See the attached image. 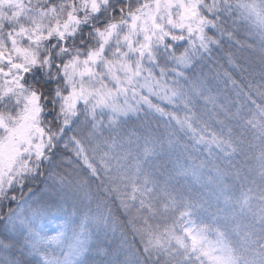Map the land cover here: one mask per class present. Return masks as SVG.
<instances>
[{"label": "snow or ice", "instance_id": "snow-or-ice-1", "mask_svg": "<svg viewBox=\"0 0 264 264\" xmlns=\"http://www.w3.org/2000/svg\"><path fill=\"white\" fill-rule=\"evenodd\" d=\"M252 17L264 32V11L244 0L235 7L230 0H0V205L15 203L16 191H31L30 180L61 147L82 153L75 134V147L62 141L84 124L88 138L101 136L103 155L126 168L133 203L121 204L142 221L134 228L142 247L130 249L128 264H257L244 259L248 250L264 264V149L259 195L242 183L245 132L256 129L264 140V108L259 117L245 116L203 71L205 58L217 52L233 71L240 67L239 34ZM213 79L235 85L228 72L217 71ZM98 112L117 130L111 138L103 137ZM131 116L158 124V136L141 146L145 161L164 149L176 156L159 176L139 157L120 164L136 135L124 133L125 140L121 134ZM205 173L208 183H202ZM7 220L23 226L25 243L42 264H76L41 252L59 236L41 238L11 207ZM0 237V248L13 246ZM87 250L84 241L73 246L77 257Z\"/></svg>", "mask_w": 264, "mask_h": 264}, {"label": "trees", "instance_id": "trees-1", "mask_svg": "<svg viewBox=\"0 0 264 264\" xmlns=\"http://www.w3.org/2000/svg\"><path fill=\"white\" fill-rule=\"evenodd\" d=\"M239 2L240 0H230L234 7ZM244 2L254 4L258 8L264 5V0H244ZM239 35L244 44L240 67L233 71L229 65L220 59V53L217 52L213 53L211 61L205 58L204 63L207 67L203 71L213 86H218L230 98L235 107L242 110L245 116L249 118L259 117V109L264 108V34L258 33V28L249 22L242 27ZM217 71L221 73V76L224 72H228L235 81V85L232 83L225 85L223 79L217 84V81L213 79ZM169 83H171V77H169ZM48 111L51 109H46V114ZM141 117H143V113H141ZM97 118L104 122L101 129L103 137L111 138L117 130L108 125L107 115L98 112ZM49 122L51 121L45 122L46 127ZM52 126H55L54 123ZM157 129V122L151 118L138 119L136 116H131L121 130V134L125 140L128 137L124 133L135 131L136 135L132 137L133 143L130 146L127 161L121 160L120 164L132 165L139 157L144 169L153 172L156 176H159L165 168L171 167V162L176 160V156L167 154L166 149L158 157L153 156L146 161L143 159L141 146H143L145 139H155L158 136ZM88 131L90 128L87 125L77 124L73 126L64 136L62 143H68L69 149L75 147L70 139L75 134L81 139V146L84 151L80 153L79 148H77L75 152H72L61 147L53 163L42 166V175L30 180L31 191L26 188L12 194L21 200L30 197L32 202L35 201L34 208L41 209L40 216L36 217V222L38 221L36 229L39 226L46 230L48 226H51L56 229L60 236L63 233L65 242L77 239L86 243L88 250L80 256L78 264H128L130 249L141 247L138 240L139 235L134 231V228L141 227L142 221L136 219L134 209H127L125 213H121L115 198L119 194L121 200L129 199L128 194H130L131 188L128 186L126 168H117L115 159L109 160L108 157H105L103 152L107 149L101 136L98 135L95 140L90 139L88 138ZM137 138H139V145L135 142ZM245 139L248 167L245 168L247 176L242 181L243 190L251 188L250 195H259L262 190L259 176L257 177L258 180L253 181V178L259 170L258 157L261 150L264 149V140L253 128L246 130ZM98 141L101 144L99 148L97 147ZM125 147L126 149L129 148L127 144ZM89 164L92 165L95 172L88 167ZM75 176L87 185L84 188L86 189L85 193H87L85 200H77L69 204L61 203V192L55 191V186L60 185L64 188L63 185L67 184L66 186L72 187L73 182L70 178H75ZM208 182V173H205V179L202 183ZM240 184V181L232 183V190L236 195H239L242 190ZM65 190L68 192L67 189ZM205 192L207 194L208 189H205ZM255 201L258 200L253 199V205L257 203ZM17 204V201L11 205L7 200L4 201L0 205V216L5 218L6 214L8 215L9 207L17 208ZM212 210H215L214 206ZM3 221L4 219L0 220V233L3 234V237L11 239L13 246L10 249L0 248V264H42L41 257L33 252L21 235L8 233L2 227ZM38 231L37 229L35 232ZM42 232L44 234V230ZM42 232L39 233L40 237L43 236ZM252 247L255 248V246ZM41 252L47 256H53L55 253L53 249L44 245H41ZM242 254L244 259L249 262L255 259L258 264L260 260V257L253 250L243 251ZM65 257L66 255L64 259Z\"/></svg>", "mask_w": 264, "mask_h": 264}, {"label": "rangeland", "instance_id": "rangeland-1", "mask_svg": "<svg viewBox=\"0 0 264 264\" xmlns=\"http://www.w3.org/2000/svg\"><path fill=\"white\" fill-rule=\"evenodd\" d=\"M256 8H257L258 11H264V5H262L260 8H258V7H256ZM250 22H251V24H254V26L256 28H258V33L264 34V32H262V30L257 25L255 17H252L250 19ZM69 176H72V175H69ZM257 177H258V175L255 173L253 181L258 180ZM78 178L79 177H77V176H75V178H70L71 181L73 182L72 183V187L66 186L67 184L63 185L64 188H62L60 185L59 186H55L56 188L54 190L59 192V193L61 192V203L69 204V203H72V202L77 201V200H79V201H84L85 200V197H86L87 193H85L86 189H84V188H86L87 185H86L85 182H82V181L78 180ZM237 182H239V181H237ZM252 184H253V182H252ZM89 188H90V186H89ZM65 189H67L68 192H66ZM48 193L51 194L50 191H48ZM88 195H89V192H88ZM251 195L253 197H257L258 196L256 194H251ZM29 198L30 197H26L25 199H22V200H21V198H17L16 199L18 204H17V208H14V209H16L17 212L19 213V218L25 220L26 222H31V226L34 229V231H36L37 229L39 230L38 233H41L44 230V234L42 232L43 236H41V238H50V237H53V236H59L58 242L42 244L45 247L53 249L55 251L53 256H49L48 255V257L50 259L51 258H56L60 262H63L65 260L64 256L66 255L69 260H73V261L76 262V264H78V262L80 261V256L77 257L74 254L73 246L76 245L77 242L81 241V240H77L76 239L75 241H67V242H65L63 236L62 235L60 236L59 233L56 232V229L54 227H51V226H48V229H46V230L42 229L43 227H39V226L36 229V227H37L36 223L38 222V221L36 222V217L40 216L39 212L41 211V209L34 208V204H35L34 202L35 201L32 202V200L29 199ZM115 201H116V204L119 207L121 213H125L127 209L122 206V204H121L122 200L120 199V195L119 194L116 195ZM126 201H127V203L129 205H131L133 203V201H131L130 199H127ZM255 202L258 203V201H255ZM31 203H33V204H31ZM2 227L4 229H6V231L8 233L11 232V233H14V235H21L24 239L28 236L26 230L23 228L22 225H20L19 221L16 222L15 226H13L11 223L8 222L7 214H6V216L4 218V221L2 223ZM28 239H33V237H28ZM138 240L140 241L139 237H138ZM70 252H73V254L69 256L68 254ZM61 254H62V256H61Z\"/></svg>", "mask_w": 264, "mask_h": 264}]
</instances>
